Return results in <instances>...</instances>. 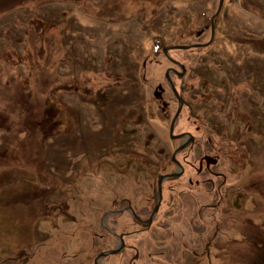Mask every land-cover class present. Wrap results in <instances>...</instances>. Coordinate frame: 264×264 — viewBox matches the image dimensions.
Listing matches in <instances>:
<instances>
[{
    "label": "rangeland",
    "instance_id": "obj_1",
    "mask_svg": "<svg viewBox=\"0 0 264 264\" xmlns=\"http://www.w3.org/2000/svg\"><path fill=\"white\" fill-rule=\"evenodd\" d=\"M219 4L0 0V264H264V0Z\"/></svg>",
    "mask_w": 264,
    "mask_h": 264
},
{
    "label": "water",
    "instance_id": "obj_2",
    "mask_svg": "<svg viewBox=\"0 0 264 264\" xmlns=\"http://www.w3.org/2000/svg\"><path fill=\"white\" fill-rule=\"evenodd\" d=\"M223 2H224V0H220V4H219V7H218V10H217L216 14L213 15L212 20H211L212 39L214 38V19L217 16V14L220 12V10L222 8V5H223ZM210 43H211V41L208 42V43H204V44H194V45H187V46H184V45L167 46V47H164L163 48V52H164V54H168L169 50H172V49L188 50V49H192V48L206 47ZM167 56L170 58V60L172 62L179 64L178 61L173 60L169 55H167ZM180 67L182 69V72H179L178 75L179 76H184L185 68L181 64H180ZM166 76H167V79H168V81L170 83V86L173 89L174 94L176 95L177 99L179 100V107H178V110H177V112H176V114L174 116V119H173V122H172V125H171V128H170V130H171V132H170L171 138L172 139H176V138H179V137L182 136V135H174L173 132H174V123L178 119V116H179L180 111H181L182 106H183V100H182L181 96L179 95L177 89L175 88V86H174V84L172 82V79L170 78L169 71H167ZM188 137H189L188 140H186V142L181 147H179L177 151L181 150L182 148H185L188 144H190L193 141L194 138H193V136L191 134H188ZM207 158L208 159L211 158L213 160V163H216V161H217L214 157H206V159ZM172 160L175 163L179 164L180 170L178 172H176V173L168 174V175H165V176H163V175L162 176H159V180H158V194H159V199L157 200V204H156L155 211L158 209L159 204H160V201H161L162 196H163L162 181L165 180L166 178H169V177L171 178V177L179 176L183 172L182 165L180 164V162H178V160L176 158V153L173 155ZM121 243H122L121 244V247H123L125 245V243L123 242L122 239H121ZM119 251H120V248L119 249L118 248H114V249H112L110 251H107V252H104V253L100 254L99 257H105V256L110 255V254H116Z\"/></svg>",
    "mask_w": 264,
    "mask_h": 264
},
{
    "label": "flooded vegetation",
    "instance_id": "obj_3",
    "mask_svg": "<svg viewBox=\"0 0 264 264\" xmlns=\"http://www.w3.org/2000/svg\"><path fill=\"white\" fill-rule=\"evenodd\" d=\"M215 19H216V17H215ZM215 19H214V20H215ZM172 59L175 60L174 58H172ZM176 61H177V60H176ZM170 62L172 63L173 66H170V67H169V72H172V73L176 74V76H179L178 73H179V72H182V71H179L177 68H175V66L180 67V64H181V63L179 62V64H177V63L172 62L171 60H170ZM180 68H181V67H180ZM181 70H182V69H181ZM167 71H168V70H167ZM169 75H170V74H169ZM169 85H170V83H169ZM174 86H175V85H174ZM170 87H171V86H170ZM175 88H176V86H175ZM171 89H172V87H171ZM176 89H177V88H176ZM172 90H173V89H172ZM177 91H178V89H177ZM178 93H179V91H178ZM156 94H157V93H156ZM175 96H176V95H175ZM176 98H177V97H176ZM182 100H183V99H182ZM177 102H178V106H179V100H178V99H177ZM183 107H184V101H183V106H182V108H183ZM181 114H182V109H181V111H180V114H179V116H178V119L180 118ZM178 119H177V120H178ZM177 120H176V121H177ZM170 127H171V126H170ZM174 131H175V126H174ZM186 133H190V132L187 131ZM173 134L176 135L174 132H173ZM181 134H182V133H181ZM181 134H180V135H181ZM183 137H184V136H181V137L176 138V139H173V140H180V138H183ZM171 139H172V138H171ZM183 144H184V143H183ZM183 144H182V145H183ZM182 145H181V146H182ZM183 149H184V148H183ZM206 157H210V156H207V155H206V156H203V157L201 158V160L199 161V164H198L199 166H198V167H197L195 164H193L190 160H187V159L185 160V162H186L187 165H184V164H182L183 162H180V164L182 165V169H183L182 175L185 174V172H186V170H187L186 167H187L188 165H189V166L191 165V168H192V169L195 168V169H196V172H197V170H198V171L203 170V166H204V165H205V167L208 169V168H209L212 164H214V163H213V160H212L211 158H210V159H208V158L206 159ZM176 158H177V155H176ZM214 158H215V157H214ZM214 158H213V159H214ZM215 159L217 160V161H216V163H217V162H218V159H217V158H215ZM215 159H214V160H215ZM177 160H178V158H177ZM178 161H179V160H178ZM196 167H197V168H196ZM141 223H142V224H145V223H143V222H141ZM142 229H144V228H142Z\"/></svg>",
    "mask_w": 264,
    "mask_h": 264
}]
</instances>
